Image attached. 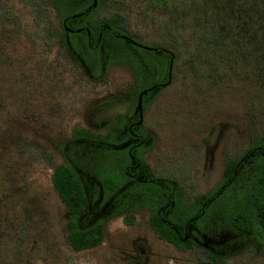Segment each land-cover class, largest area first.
Listing matches in <instances>:
<instances>
[{
  "label": "rangeland",
  "instance_id": "374dc122",
  "mask_svg": "<svg viewBox=\"0 0 264 264\" xmlns=\"http://www.w3.org/2000/svg\"><path fill=\"white\" fill-rule=\"evenodd\" d=\"M252 1L264 17V0H99L93 11L118 14L123 31L172 50L169 80L141 112L151 133L142 157L187 199L264 133V20L251 32ZM240 13L247 22L236 26ZM55 29L45 0H0V264H264V242L209 262L197 246L158 238L143 208L131 222L105 220L98 244L68 246L67 208L50 182L62 161L53 142L74 124L104 132V119L128 102L89 107L122 95L132 72L110 64L104 80H89Z\"/></svg>",
  "mask_w": 264,
  "mask_h": 264
},
{
  "label": "trees",
  "instance_id": "16d2710c",
  "mask_svg": "<svg viewBox=\"0 0 264 264\" xmlns=\"http://www.w3.org/2000/svg\"><path fill=\"white\" fill-rule=\"evenodd\" d=\"M45 1L55 11L59 43L85 77L104 80L110 64L127 65L132 72L122 95H111L105 103L89 107L128 102L126 111L104 119V132L74 124L70 138L53 142L62 161L52 168L50 182L67 208L68 246L79 250L98 244L105 220L122 214L123 221L131 222L132 212L143 208L158 238L179 248L197 246L209 262L223 261L249 244L261 249L264 133L238 156L223 162L220 178L211 189L187 199L176 179L155 174L142 157L151 133L143 127L139 110L169 80L175 59L172 50L129 35L121 29L118 14H94L99 0ZM260 3L252 1L248 9L251 32L264 20L256 11ZM241 14L234 25L247 20Z\"/></svg>",
  "mask_w": 264,
  "mask_h": 264
},
{
  "label": "water",
  "instance_id": "95a60500",
  "mask_svg": "<svg viewBox=\"0 0 264 264\" xmlns=\"http://www.w3.org/2000/svg\"><path fill=\"white\" fill-rule=\"evenodd\" d=\"M137 105L139 106V101H137ZM139 116L141 118V111L139 110Z\"/></svg>",
  "mask_w": 264,
  "mask_h": 264
},
{
  "label": "crops",
  "instance_id": "0c3cea01",
  "mask_svg": "<svg viewBox=\"0 0 264 264\" xmlns=\"http://www.w3.org/2000/svg\"><path fill=\"white\" fill-rule=\"evenodd\" d=\"M142 120V119H141Z\"/></svg>",
  "mask_w": 264,
  "mask_h": 264
}]
</instances>
